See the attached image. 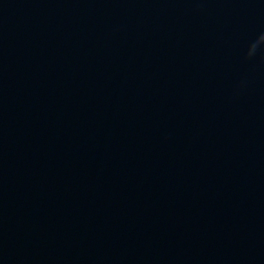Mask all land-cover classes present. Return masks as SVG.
<instances>
[{
	"label": "water",
	"instance_id": "water-1",
	"mask_svg": "<svg viewBox=\"0 0 264 264\" xmlns=\"http://www.w3.org/2000/svg\"><path fill=\"white\" fill-rule=\"evenodd\" d=\"M0 264H264V0H0Z\"/></svg>",
	"mask_w": 264,
	"mask_h": 264
}]
</instances>
